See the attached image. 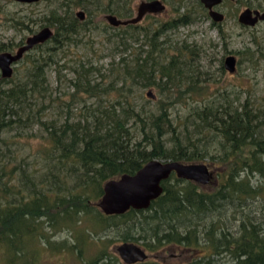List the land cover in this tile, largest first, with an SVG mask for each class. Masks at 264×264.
<instances>
[{
  "label": "trees",
  "instance_id": "trees-1",
  "mask_svg": "<svg viewBox=\"0 0 264 264\" xmlns=\"http://www.w3.org/2000/svg\"><path fill=\"white\" fill-rule=\"evenodd\" d=\"M40 1L50 4L43 18L52 36L25 51L10 77L0 75V264H42L44 252L72 264H127L114 249L121 241L149 252L166 245L202 250L180 264H264V105L240 102L224 86L212 92L215 75L200 62L201 44L170 47L168 31L193 19L188 3L207 15L200 1L161 0L175 17L119 25L101 15L131 18L137 0ZM1 10L14 28L36 21ZM224 19H211L223 38ZM93 31L124 49L140 47L95 79L100 68L90 59L68 58ZM250 43L236 65L247 59L256 69L264 38L252 31ZM224 57L216 58L221 73ZM63 68L72 77L62 78ZM63 79L72 88L67 98L54 92ZM147 87L159 96L144 97ZM178 106L185 111L174 116ZM150 159L205 160L217 168L216 182L206 188L171 173L147 207L103 212L96 204L103 183ZM149 259L132 264H167Z\"/></svg>",
  "mask_w": 264,
  "mask_h": 264
},
{
  "label": "rangeland",
  "instance_id": "rangeland-1",
  "mask_svg": "<svg viewBox=\"0 0 264 264\" xmlns=\"http://www.w3.org/2000/svg\"><path fill=\"white\" fill-rule=\"evenodd\" d=\"M140 1L141 0H137L132 5L133 9L131 17L136 15L137 5ZM248 3L252 5V7H249L251 9H258V5L264 7V0H233L231 5L224 6L220 4L217 6V10L226 15V19H224L223 22V28L226 33L225 38L221 37L217 28L211 24V18L208 14L204 15L199 7L188 3L187 7L194 9L193 19L189 23L181 24L168 31L172 38L169 42L170 47L180 44L183 40L190 44L199 43L204 47V50L200 53V62L204 69H208L215 75V78H213L212 81H209V86L212 88V92L218 87L224 86V88L228 91L232 90L233 94L235 91V94L239 97L240 102L248 98L250 101L255 102V104L264 105V59L260 60L256 69H253L249 65V61L247 59H243L238 66L236 65L237 69L233 72L225 70L221 73L217 70L218 61L216 58L232 53L238 59L241 54H237V52L242 50L244 45L251 44L250 39L252 31H254L262 39L264 38V21H258L255 25L244 28L237 19L239 13L248 7ZM49 6L50 4L46 1L24 4L9 0L7 2L5 0H0V9H2L1 11H5L8 17H22L21 19H26V16H30V19H36L34 23H27L28 20H25L28 27L23 29L14 28L10 26V21H3V16L0 14V44L3 43L6 47L10 48H8L9 50L14 51L18 44L25 40L28 35L37 31L43 25H48V21L43 18V14L47 13ZM79 10L81 9H77L76 12ZM184 10V8H181L179 13H182ZM176 14V12L166 5L164 11L148 15L139 20V23L146 24L153 19H156V21L158 19H170L175 17ZM92 19H95V17H92ZM100 19L105 20L104 15H101ZM85 38H89V41L80 47L78 46L73 48L72 52L69 53L68 58L74 59L77 56H80L81 58L86 57V59H90L91 62L100 68L98 72L96 71L92 75L95 79L103 78L101 73L107 74L110 68L116 65V62L119 61L121 56L129 58L133 55L131 50L136 52L138 47H140V42H131L133 47L124 49V46L118 45L115 42L116 39L108 41L106 37H104L103 33H98L96 31L91 32L90 35L87 33ZM140 38L142 37L140 36ZM225 44L226 46L224 48ZM170 50L173 49L170 48ZM60 74L62 75V78H70L73 75L72 70L68 68H63ZM55 76L54 72L49 70L48 80L53 87L56 85L57 80ZM214 79H216V81H214ZM206 83H208V81ZM57 84H59L58 88H56L54 92L62 98H67L68 96H64H66L68 92L72 91L69 82L64 81L63 79L61 82H57ZM149 89L151 90L153 96L146 94ZM143 95L144 97L152 100L159 96V93L157 92V88L147 87L143 89ZM180 107L178 106V108L174 111V116L177 112L178 114H182L185 111L183 108L180 109ZM23 139L25 140L24 137ZM23 139H20V141L22 142ZM204 162L207 163L205 160ZM209 167L213 171V178L209 183L204 184V187L206 188L208 187V184L216 182L215 173L217 168L211 164ZM147 252L149 254L148 258H150L149 260L155 259L167 264H180L184 261H188L196 255H200L202 250H193L179 245H166L156 252ZM62 260H64L66 264H72V262H70L66 257L50 255L48 252H44L41 262L42 264H62Z\"/></svg>",
  "mask_w": 264,
  "mask_h": 264
},
{
  "label": "water",
  "instance_id": "water-1",
  "mask_svg": "<svg viewBox=\"0 0 264 264\" xmlns=\"http://www.w3.org/2000/svg\"><path fill=\"white\" fill-rule=\"evenodd\" d=\"M18 3H34L39 0H11ZM209 11V16L214 21L224 19L223 13L214 9L222 0H200ZM165 5L161 0H141L134 17L121 19L115 15L107 14L104 18L113 25L135 23L147 13H160ZM77 16H83V10H79ZM238 21L242 24L253 26L258 21H264V11L246 7L238 15ZM53 30L45 25L28 35L25 40L14 50L0 51V75L10 77L13 66L22 57L23 53L34 45L44 42L52 36ZM237 58L229 53L224 57V66L229 72L236 69ZM147 94L153 96L151 90ZM171 173L185 179H190L200 184H207L213 178V171L204 161L184 162L179 160L150 159L133 173L124 172L116 177L107 179L103 183V193L96 201L97 206L108 214L122 213L129 208L147 207L151 200L162 191V180ZM114 249L121 260L127 264L145 260L149 257L145 248L135 241H121L114 245Z\"/></svg>",
  "mask_w": 264,
  "mask_h": 264
},
{
  "label": "flooded vegetation",
  "instance_id": "flooded-vegetation-1",
  "mask_svg": "<svg viewBox=\"0 0 264 264\" xmlns=\"http://www.w3.org/2000/svg\"><path fill=\"white\" fill-rule=\"evenodd\" d=\"M40 1V0H39ZM200 1V0H199ZM223 1V0H222ZM34 3H36V2H34ZM162 3L165 5V3L162 1ZM201 3V2H200ZM222 3V2H221ZM220 3V4H221ZM24 4H32V3H24ZM139 4V3H138ZM219 4V5H220ZM201 5L204 7V5L201 3ZM137 7H138V5H137ZM165 8H166V5H165ZM204 9H205V11L207 12V14H208V16H209V13H208V9L207 8H205L204 7ZM214 9H216L217 10V6L214 8ZM165 10V9H164ZM219 11V10H218ZM261 11V10H260ZM263 11V10H262ZM137 12V11H136ZM77 13V12H76ZM161 13V12H160ZM222 13V12H221ZM152 13H147V14H145L143 17H142V19L144 18V17H146V16H148V15H151ZM153 14H155V13H153ZM77 15V14H76ZM224 15V14H223ZM79 17V19H84L85 18V16L83 15V16H78ZM210 17V16H209ZM35 32V31H34ZM24 41V40H23ZM13 51V50H12Z\"/></svg>",
  "mask_w": 264,
  "mask_h": 264
}]
</instances>
